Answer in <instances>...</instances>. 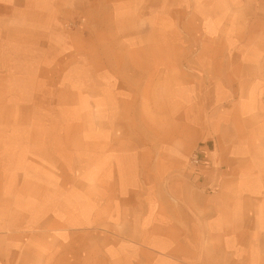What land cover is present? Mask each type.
<instances>
[{
	"label": "crops",
	"instance_id": "crops-1",
	"mask_svg": "<svg viewBox=\"0 0 264 264\" xmlns=\"http://www.w3.org/2000/svg\"><path fill=\"white\" fill-rule=\"evenodd\" d=\"M195 64L117 76L93 54L92 83L109 90L97 123L31 125L26 148L0 151V264H101L99 230L108 264H264L257 86L242 60ZM202 142L212 162L200 173L188 159ZM69 228L92 231L69 240Z\"/></svg>",
	"mask_w": 264,
	"mask_h": 264
},
{
	"label": "rangeland",
	"instance_id": "rangeland-1",
	"mask_svg": "<svg viewBox=\"0 0 264 264\" xmlns=\"http://www.w3.org/2000/svg\"><path fill=\"white\" fill-rule=\"evenodd\" d=\"M98 24L107 29L103 35L94 34ZM94 53L100 59L109 55L112 68L121 67L113 74L117 76L146 75L155 62L167 70L175 60L195 66L242 60L244 76L251 78L259 95L258 159L264 172V0H4L0 151L26 148L23 141L31 125L44 130L50 125L90 128L97 123L109 90L108 85L92 83L97 76ZM69 167L75 169V163ZM68 192L70 209L74 188ZM90 231L69 228L68 238H87ZM106 231L90 236L100 242L101 264H108L112 248L105 242ZM53 264L93 261L92 256H69Z\"/></svg>",
	"mask_w": 264,
	"mask_h": 264
},
{
	"label": "built area",
	"instance_id": "built-area-1",
	"mask_svg": "<svg viewBox=\"0 0 264 264\" xmlns=\"http://www.w3.org/2000/svg\"><path fill=\"white\" fill-rule=\"evenodd\" d=\"M212 148L208 142H202L192 151L188 159V166L200 173L206 170L212 162Z\"/></svg>",
	"mask_w": 264,
	"mask_h": 264
}]
</instances>
